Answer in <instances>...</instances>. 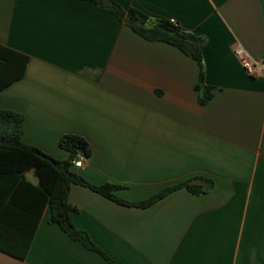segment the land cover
Segmentation results:
<instances>
[{"label":"crops","instance_id":"crops-1","mask_svg":"<svg viewBox=\"0 0 264 264\" xmlns=\"http://www.w3.org/2000/svg\"><path fill=\"white\" fill-rule=\"evenodd\" d=\"M152 22L174 21L204 38L200 67L175 45L149 40L92 0H0V44L30 56L22 78L0 90V108L25 116L23 140L65 160L64 134L91 155L73 169L142 201L199 175L206 192L179 188L147 207L124 205L81 184L74 224L117 264H264V75L251 76L240 45L264 56V0H115ZM34 184L38 177L28 170ZM21 176L0 175L8 199ZM24 259L0 264H113L48 221Z\"/></svg>","mask_w":264,"mask_h":264},{"label":"trees","instance_id":"trees-1","mask_svg":"<svg viewBox=\"0 0 264 264\" xmlns=\"http://www.w3.org/2000/svg\"><path fill=\"white\" fill-rule=\"evenodd\" d=\"M98 7L117 15L140 36L149 40H161L175 45L185 54L195 59L200 67L196 88L200 91L199 101L208 103L214 87L205 82V69L202 56L204 38L183 30L168 19L152 22L141 10L131 7L126 10L115 0H92ZM30 56L26 53L0 44V90L22 78L26 72ZM25 116L17 111L0 108V175L21 176L13 194L0 197V250L14 257L24 259L38 223L46 209L48 221L56 223L77 242L95 250L113 264H117L98 245L87 231L78 228L72 219L76 207L70 203L72 184H81L124 205L147 207L179 188H187L193 193L208 191L214 184L212 179L195 176L192 179L167 187L155 195L142 200L130 201L118 196V184L106 182L96 184L87 180L72 167L79 156L91 155L90 142L82 135L64 134L59 145L69 152L65 160L57 159L43 149L23 140ZM28 170H34L38 183L24 177Z\"/></svg>","mask_w":264,"mask_h":264},{"label":"built area","instance_id":"built-area-1","mask_svg":"<svg viewBox=\"0 0 264 264\" xmlns=\"http://www.w3.org/2000/svg\"><path fill=\"white\" fill-rule=\"evenodd\" d=\"M174 22V21H173ZM235 54L241 61L246 71L251 76H263L264 75V56L254 57L250 55L246 49L240 45L235 47ZM84 156H79L74 160L75 166H82Z\"/></svg>","mask_w":264,"mask_h":264}]
</instances>
